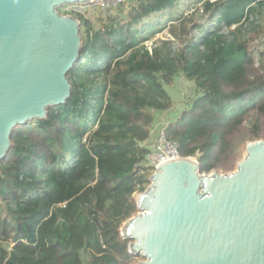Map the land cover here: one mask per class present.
I'll list each match as a JSON object with an SVG mask.
<instances>
[{
    "label": "trees",
    "instance_id": "trees-1",
    "mask_svg": "<svg viewBox=\"0 0 264 264\" xmlns=\"http://www.w3.org/2000/svg\"><path fill=\"white\" fill-rule=\"evenodd\" d=\"M125 1L98 27L72 13L82 50L70 97L12 130L0 264H131L120 227L149 183L145 142L178 77L193 95L164 131L200 172L233 170L247 142L264 139V0Z\"/></svg>",
    "mask_w": 264,
    "mask_h": 264
},
{
    "label": "water",
    "instance_id": "water-1",
    "mask_svg": "<svg viewBox=\"0 0 264 264\" xmlns=\"http://www.w3.org/2000/svg\"><path fill=\"white\" fill-rule=\"evenodd\" d=\"M94 0H0V162L12 130L65 104L80 59V21L57 8ZM120 235L137 264H264V139L231 171L200 172L195 156L157 165Z\"/></svg>",
    "mask_w": 264,
    "mask_h": 264
},
{
    "label": "rangeland",
    "instance_id": "rangeland-1",
    "mask_svg": "<svg viewBox=\"0 0 264 264\" xmlns=\"http://www.w3.org/2000/svg\"><path fill=\"white\" fill-rule=\"evenodd\" d=\"M189 1H191V0H183L182 3H186ZM83 6H84V8H76L77 6H75V8L80 10V12H83L84 16L87 17L88 19H90V21L93 23L94 26L98 27V22L96 21V19L99 17V15H101L104 12V10L101 9L98 5L93 4V3L89 4V5H83ZM69 7H72V6H69ZM117 8H114V9L117 10ZM57 10L60 13L63 11H67L65 8V5L58 7ZM204 21H206V17L203 19H200V22H204ZM262 23L264 24V17H262ZM168 36H169V34H168L167 30L165 29L163 32L157 33L155 38L156 39L167 38ZM263 39H264V32L261 35V40H263ZM166 89H167V92L169 93L170 97L173 99L174 104L170 110L159 113V116L157 117L156 121L154 122V124L152 126V131H153L152 132V139H150L146 143L150 148H152V146H153L155 134L157 133V131L160 128H164L165 124L168 120L175 118L176 115L187 106L188 98L193 95L192 83L190 81L182 78V77L176 78L174 83L170 86H167ZM244 149H243V152L241 154V158L244 155ZM234 169H235V167H234ZM214 171H216V170H214ZM229 171H231V170H229ZM219 172H221V171H219ZM151 173H152V171L149 172L148 177H149V175H151ZM139 193L140 192L134 193V199L137 198ZM136 213H137V211L134 214H136ZM124 223H125V221L122 223L121 228L123 227ZM132 258H133V260H132L131 264H137V262L142 259L140 256H134V255Z\"/></svg>",
    "mask_w": 264,
    "mask_h": 264
},
{
    "label": "built area",
    "instance_id": "built-area-1",
    "mask_svg": "<svg viewBox=\"0 0 264 264\" xmlns=\"http://www.w3.org/2000/svg\"><path fill=\"white\" fill-rule=\"evenodd\" d=\"M125 0H94L93 4L98 5L101 9H114L117 8L121 3ZM213 1V0H211ZM72 6V7H69ZM76 8H84L83 5L79 4H67L65 8L67 10L66 14H71L73 12H80V10ZM68 8V9H67ZM152 41L147 42V45H151ZM172 153L178 155L176 149V143L167 138L164 128H160L155 134V139L153 146L151 148V152L147 156L146 166L151 168V171L157 167V165L165 160H167L168 156Z\"/></svg>",
    "mask_w": 264,
    "mask_h": 264
},
{
    "label": "bare ground",
    "instance_id": "bare-ground-1",
    "mask_svg": "<svg viewBox=\"0 0 264 264\" xmlns=\"http://www.w3.org/2000/svg\"><path fill=\"white\" fill-rule=\"evenodd\" d=\"M174 157H177V155L174 154V153H172L171 155L168 156L167 160H168V159H171V158H174Z\"/></svg>",
    "mask_w": 264,
    "mask_h": 264
},
{
    "label": "crops",
    "instance_id": "crops-1",
    "mask_svg": "<svg viewBox=\"0 0 264 264\" xmlns=\"http://www.w3.org/2000/svg\"><path fill=\"white\" fill-rule=\"evenodd\" d=\"M152 132H153V131H152ZM150 139H152V134H151V138H150ZM150 139H149V140H150ZM149 140H148V141H149ZM148 141H147V142H148ZM147 142H145V143H147Z\"/></svg>",
    "mask_w": 264,
    "mask_h": 264
}]
</instances>
